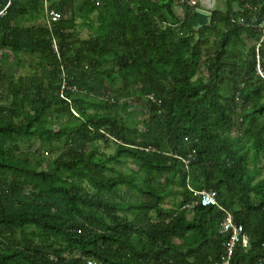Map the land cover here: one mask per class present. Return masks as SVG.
<instances>
[{"label":"trees","instance_id":"trees-1","mask_svg":"<svg viewBox=\"0 0 264 264\" xmlns=\"http://www.w3.org/2000/svg\"><path fill=\"white\" fill-rule=\"evenodd\" d=\"M198 10L0 0V264H222L225 210L248 238L230 264H264V0Z\"/></svg>","mask_w":264,"mask_h":264},{"label":"built area","instance_id":"built-area-1","mask_svg":"<svg viewBox=\"0 0 264 264\" xmlns=\"http://www.w3.org/2000/svg\"><path fill=\"white\" fill-rule=\"evenodd\" d=\"M182 2H186L187 4L191 6H196L197 2L195 0H182ZM60 17V12L59 11H53L50 13V18L52 19H57ZM256 16L253 17V22H255ZM240 22H244V18L240 17L239 18ZM258 30L260 32V39L257 44V47H259L264 40V22H261L258 24ZM56 50L57 46L54 45ZM257 59H259V54L257 52L256 54ZM257 73L263 74L262 69L259 65L257 64ZM202 195V202L204 204H218L217 198H216V192L211 191V190H203L199 192ZM220 232L229 234V239L225 243V255L222 257V264H230V259L233 255V250L235 245L238 242H241L243 245L248 244V238L247 234L244 231V228L241 224H238L235 222L234 217L232 213L228 210H225V216L223 220L220 223ZM257 264H263V262L260 260Z\"/></svg>","mask_w":264,"mask_h":264},{"label":"rangeland","instance_id":"rangeland-1","mask_svg":"<svg viewBox=\"0 0 264 264\" xmlns=\"http://www.w3.org/2000/svg\"><path fill=\"white\" fill-rule=\"evenodd\" d=\"M216 6L218 9L224 10L225 9V0H218ZM175 9H176L178 14H181L182 8H181L180 4H176ZM88 34H89L88 28L82 27L80 30V36L85 38V37H87ZM32 64H39L38 57L35 58L34 56H28L27 64H25L24 67L21 68L20 73H22V74L32 73L34 70H36V65L34 67H31ZM203 67L204 66L202 65V67H201L202 72H204ZM130 102L132 104L130 112H132L134 115H136L135 121L140 126L141 120L145 117V115L142 114L141 110H140L142 108L141 101L138 100L137 98H132V99H130ZM66 119H67V116L61 118L62 121H65ZM52 120L57 121L54 116H53ZM59 122H60V119H59ZM19 144L22 147V150H31V151H34L40 145L39 141H37V140H20ZM100 146H101L102 150L105 149L107 152L113 151V145L106 146L105 144L101 143ZM41 150H42V154L44 157V164H47V161L52 158L53 152L49 151L46 147H43ZM261 167H262V172H264V159L261 162ZM176 201H178L176 198H168L165 205L166 206H173ZM191 216L192 215H190V217Z\"/></svg>","mask_w":264,"mask_h":264},{"label":"water","instance_id":"water-1","mask_svg":"<svg viewBox=\"0 0 264 264\" xmlns=\"http://www.w3.org/2000/svg\"><path fill=\"white\" fill-rule=\"evenodd\" d=\"M211 13L198 10V18L194 22V29H199L209 24Z\"/></svg>","mask_w":264,"mask_h":264},{"label":"crops","instance_id":"crops-1","mask_svg":"<svg viewBox=\"0 0 264 264\" xmlns=\"http://www.w3.org/2000/svg\"><path fill=\"white\" fill-rule=\"evenodd\" d=\"M197 2V9L210 12L217 8L218 0H195Z\"/></svg>","mask_w":264,"mask_h":264}]
</instances>
